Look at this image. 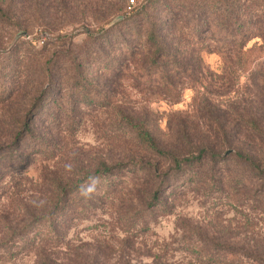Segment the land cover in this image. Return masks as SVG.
<instances>
[{
	"label": "trees",
	"instance_id": "obj_1",
	"mask_svg": "<svg viewBox=\"0 0 264 264\" xmlns=\"http://www.w3.org/2000/svg\"><path fill=\"white\" fill-rule=\"evenodd\" d=\"M124 1L76 5L77 21L102 30L98 37L88 30L80 47L69 42L52 53L36 54L32 41L20 42L17 48L24 45L26 50L12 49L0 58V109L8 113L21 93L28 99L11 113L17 122L14 149L0 145V188L28 161L21 141L40 138L39 116L55 122L84 107L113 108L114 85L124 75L155 86L172 105L186 89L198 85L204 91L191 111L178 112L169 122L167 136L157 134L147 113L122 107L114 111L130 138L128 150L137 156L127 167L147 183L139 192L146 208L161 205L156 185L162 178L177 177L184 187L212 180L236 192L253 182L264 185V0H147L113 21L116 6ZM65 18H70V0H0V30L27 32L35 24L54 28ZM210 54L220 57L221 73L206 67L204 56ZM242 76L254 89L249 97L214 103L215 78L224 81L220 88L226 90ZM95 161V171L87 177L104 179L107 198L115 184L109 177L121 165ZM59 179L49 200L60 210L58 216L67 218L73 192L70 178ZM95 195L90 189L84 199ZM56 211L32 216L45 219Z\"/></svg>",
	"mask_w": 264,
	"mask_h": 264
},
{
	"label": "rangeland",
	"instance_id": "obj_2",
	"mask_svg": "<svg viewBox=\"0 0 264 264\" xmlns=\"http://www.w3.org/2000/svg\"><path fill=\"white\" fill-rule=\"evenodd\" d=\"M88 1L103 0H70V18L58 27L35 24L27 32L0 30V58L12 49L26 50L24 45L17 48L20 42L32 41V52L47 54L63 43L84 45L88 30L98 37L100 27L77 21L76 5L82 8ZM127 2L116 6L113 21L126 13ZM204 62L210 71L221 73L218 55H205ZM215 80L218 92L212 99L219 105L254 91L247 76L233 80L226 90L220 88L224 81ZM114 88L115 107H84L58 116L55 122L39 116L37 133L46 144L38 137L21 141L20 151L30 154L28 161L0 188V264H264L263 184L253 182L236 192L229 184L216 186L212 180L184 187L177 177L162 178L156 185L161 205L146 208L139 192L147 183L127 167L126 162L137 156L128 150L130 138L114 113L116 107L147 113L157 134L167 136L169 122L178 112L191 111L204 91L198 85L186 89L180 102L172 105L161 90L132 75L122 76ZM27 100L21 93L13 98L8 113L7 108L0 109V145L6 150L17 143L12 133L17 122L11 113ZM95 158L121 165L109 177L115 184L107 198L104 179L87 177L95 171ZM59 178H70L73 192L67 218L59 217L60 210L49 200ZM90 189L95 190V199H84ZM50 211L57 214L45 219L32 216Z\"/></svg>",
	"mask_w": 264,
	"mask_h": 264
},
{
	"label": "built area",
	"instance_id": "obj_3",
	"mask_svg": "<svg viewBox=\"0 0 264 264\" xmlns=\"http://www.w3.org/2000/svg\"><path fill=\"white\" fill-rule=\"evenodd\" d=\"M137 3H138V0H129L127 9L131 10Z\"/></svg>",
	"mask_w": 264,
	"mask_h": 264
}]
</instances>
